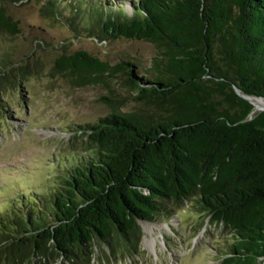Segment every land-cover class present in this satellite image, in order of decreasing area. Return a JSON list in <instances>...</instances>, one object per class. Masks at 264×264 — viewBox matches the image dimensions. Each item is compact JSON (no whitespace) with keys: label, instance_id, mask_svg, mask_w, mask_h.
<instances>
[{"label":"trees","instance_id":"trees-1","mask_svg":"<svg viewBox=\"0 0 264 264\" xmlns=\"http://www.w3.org/2000/svg\"><path fill=\"white\" fill-rule=\"evenodd\" d=\"M65 1L45 8L75 30L88 21L82 27L102 41L141 39L157 53L142 72L139 59L112 63L86 49L55 56L52 76L76 87L123 77L132 96H102L110 111L77 130L85 153L63 161L45 192L0 208V264H93L102 246L132 254L141 220L171 219L187 200L232 233L220 264H264V110L252 115L235 89L264 96V0H137L132 14ZM20 32L0 0V33ZM6 54L0 117L6 91L43 72L38 59Z\"/></svg>","mask_w":264,"mask_h":264},{"label":"rangeland","instance_id":"rangeland-1","mask_svg":"<svg viewBox=\"0 0 264 264\" xmlns=\"http://www.w3.org/2000/svg\"><path fill=\"white\" fill-rule=\"evenodd\" d=\"M48 1L9 0L22 32L14 37L0 33V59L8 53L14 60L29 58L31 63L35 59L43 63V72L29 75L22 87L5 93L10 102L0 117V208H7L13 198L19 200L23 192L33 197L45 192L63 161L85 153L75 145L80 136L77 130L79 124L96 121L110 111L111 105L102 96H132L123 77H112L110 86L76 87L61 75L52 76L54 58L64 47L68 51L86 49L112 63L139 59L140 72L157 53L153 43L141 39L102 41L82 27L88 21L75 30L64 18L47 12ZM101 1L113 10L132 14L137 0ZM59 2L63 8L66 1ZM24 202L26 206L27 200ZM147 223H152L154 231L145 228ZM141 225L144 234L138 251L131 254L121 248L111 253L107 246L97 247L93 264H220L233 239L229 230L211 224L189 200L171 219L161 214L151 221L141 220Z\"/></svg>","mask_w":264,"mask_h":264},{"label":"water","instance_id":"water-1","mask_svg":"<svg viewBox=\"0 0 264 264\" xmlns=\"http://www.w3.org/2000/svg\"><path fill=\"white\" fill-rule=\"evenodd\" d=\"M235 89H236V91H237L241 96L247 98L248 100H250V101L254 104V106H255V109H254V110H256V109L259 110V111L264 110V106L259 107V106H257L256 103L254 102V100H253V96H256V95H248V94L243 93V92L241 91V89L239 88V86H237V85H235ZM259 97H261V98L264 99V96H259ZM253 112H254V111H253Z\"/></svg>","mask_w":264,"mask_h":264},{"label":"bare ground","instance_id":"bare-ground-1","mask_svg":"<svg viewBox=\"0 0 264 264\" xmlns=\"http://www.w3.org/2000/svg\"><path fill=\"white\" fill-rule=\"evenodd\" d=\"M253 100L254 102L256 103L257 106L261 107V106H264V99L259 97V96H253ZM152 223H147L145 225V228L148 230V231H154V228L153 226L151 225Z\"/></svg>","mask_w":264,"mask_h":264}]
</instances>
